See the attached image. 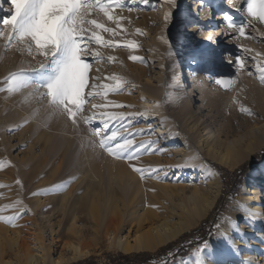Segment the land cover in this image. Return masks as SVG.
<instances>
[{"label":"rangeland","instance_id":"obj_1","mask_svg":"<svg viewBox=\"0 0 264 264\" xmlns=\"http://www.w3.org/2000/svg\"><path fill=\"white\" fill-rule=\"evenodd\" d=\"M192 1L202 3L201 7L196 8V12ZM120 3L124 5L122 8L113 9L117 18L121 19L119 28L108 21L98 8H94L90 15L85 13L86 22L82 27L83 35L88 40H91L88 30L100 31L89 22L91 20L116 29L115 36L100 33L114 47L85 42L86 55L100 53L99 57H84L92 61L85 96L89 91L98 92L95 98L87 97L84 104L85 114L93 116L91 126L83 122L73 125L66 113L57 112L43 95L46 89H40L36 95H33L35 90L31 88L9 93L8 85L4 81L11 73L38 69L39 64L46 63L47 60L37 53L34 42L31 45V55L28 53L26 49L30 38L25 42L13 40L12 46L8 47L9 41L0 37V72L4 75L3 82L1 81L4 85L0 90V216L5 217V220L0 221L1 230L3 231V227L8 228L5 230L6 234L11 235L13 229L18 228L24 236L29 237L39 228L53 227L57 230L59 224H77L78 220H73V214L80 205H91L97 196L101 208L103 203L107 202V198L100 197L104 189L107 190L109 183L115 186L120 183L118 181L122 177L119 174L112 173L117 176L115 177L105 171L107 163L118 161L125 163L130 170L133 169L131 164L146 169L144 178L131 170V177L135 176L134 179L130 177L131 180H139V184L148 187L152 184L148 181L154 179L160 186V191L165 189L173 194L156 206L160 210L167 211L172 207L179 213L184 206H190L191 209L184 212V221L178 225L192 223L216 190L219 189V196L224 193V200L217 209L218 221L214 224L216 229L213 237L216 233L219 237L214 241L212 237L206 241L207 245L204 242L191 249L186 257L176 258L172 264H181V261L184 264H251L252 261L254 264H264V177L261 181L257 180L264 175L263 172L257 171L264 160L249 172H253L255 181L248 177L249 173L243 177L242 186L235 198L229 192L231 181L224 183L210 165L213 162L232 172L259 154L264 145L244 159V162L238 161V157L244 153L245 147L238 154L222 160L226 164H232L231 167L227 168L226 164L218 162L216 154H220V151L212 144L209 145L208 138L211 133L217 137L219 130L224 134L229 130V125L217 118L216 112L210 109L207 110L209 114L206 111L202 113L201 118L208 130L198 131L197 128L202 123L194 126L195 119L191 117L182 96L185 89L175 85L176 73L179 74L187 60H191L196 63L195 71L206 96L216 93L219 88L221 92L224 90V93L227 90L224 101L233 103L229 107H235L242 103L245 105V102L249 101L242 96L251 90L254 91L253 102L260 103L261 96H264V83L260 80L257 67L264 65V23L248 15L244 0H236L233 9L229 11L237 24L249 22L245 27L248 35L243 37L239 36L236 28L227 29L225 26L222 28L220 24H217V27L210 24L219 13L218 8L222 0H174L173 3L169 0H120ZM185 5L188 6L190 14V19L186 22L183 20ZM11 11L8 0H0V29H3L6 35L12 34L11 28L3 25L2 19ZM186 27H191L193 31L188 32ZM208 33H211L212 41L208 40L209 36L204 37ZM129 43H134L137 47H126ZM186 45L191 46L186 49L189 57L184 55ZM131 55H136L138 59L130 60ZM236 56L247 60L248 63L236 68L234 63L228 62L230 57L234 59ZM109 58L114 59L110 61ZM48 59H51L50 53ZM238 69H243V79L239 86L226 89V86L215 82L216 78H227ZM39 78L36 77L37 80ZM117 82L121 84V88L106 96V88L98 87L104 84L115 87ZM199 97H193L190 109H200L203 112L206 108L198 101ZM114 103L125 107L113 108L111 105ZM93 105L97 107L94 108ZM105 105L108 106L107 109ZM10 106L12 109H8ZM10 110L13 111L12 114L8 113ZM106 110L133 114L124 122L130 126L124 135L133 138L134 144L142 146L133 161L109 155L99 147L100 137L93 136L92 129L101 126L99 117L105 116ZM231 139L235 138L226 140L223 137L221 141L227 143ZM178 147L185 150L178 151ZM187 148V156H191L202 168L212 170L211 175L205 172L203 177L206 176L200 179L197 169L194 170L193 166H185L180 162L179 158L187 152ZM86 162L90 163V171L95 163L102 165L105 168L102 175L91 178ZM146 175L150 177L145 178ZM47 185L76 189L65 198L63 216L46 212L54 200L60 201L56 199L64 192L38 190ZM239 196L241 200L236 202ZM34 208L35 210H32ZM152 210L155 211L153 208ZM156 213L162 214L159 211ZM210 214L211 211L182 235L195 230L204 220L206 226L213 224L214 216L211 217ZM11 215L17 217L15 226L6 222L7 217ZM235 242H238V245H235ZM224 244L225 252L218 253V249ZM116 254L122 253L103 248L81 261L92 258V264H107V256Z\"/></svg>","mask_w":264,"mask_h":264},{"label":"bare ground","instance_id":"obj_2","mask_svg":"<svg viewBox=\"0 0 264 264\" xmlns=\"http://www.w3.org/2000/svg\"><path fill=\"white\" fill-rule=\"evenodd\" d=\"M235 1L236 0H222L216 18L212 20L210 17L212 20L210 24H215L216 27L217 24H220L222 28H224L225 22L223 16L225 14L230 16L229 11L233 9ZM192 4L195 7V12L196 8L202 6L200 1H192ZM188 11V6L185 5L183 11L184 22L190 19ZM186 28L188 32L193 31L191 27ZM216 35L217 34H215V36ZM208 36H212L211 33L204 35V37ZM190 47L191 46L186 45L184 50ZM184 55L189 57L190 54L186 50ZM195 68L196 63L187 60V64L179 74L176 73L177 75L175 78V85L185 89V92H182V96L185 98V105L188 107L191 117L195 119V122H193L194 126H197L198 123H202V115L206 113L207 110L213 109L212 111L216 112L218 115L217 118H220L226 125H229V130H225L226 132L224 134L219 130L217 137L216 135L213 136L211 133L208 138L209 145L212 144L216 150L220 151V154H216V157H218L216 158L218 159L217 161L226 164L222 161L223 159L228 158L230 155L238 154V152L245 147L246 149L243 150L244 153L238 157V161L244 162V159L259 151L264 145V96H261L260 103H254V91L250 90L251 93L248 91L244 94L245 96H242L243 98L246 97L249 99L248 102H245V105H242L244 104L242 103L239 106L237 105L238 107H229L233 103L224 101V97H226L224 94L227 90L224 93V90L221 92L219 88L216 93L210 94L209 97L206 96V92L202 87L200 79H198ZM242 70L243 69H238L229 76L231 80L227 84L226 89H232L241 84L243 79ZM9 72H7V75ZM3 76L2 72H0V90L4 85L2 84ZM23 93L25 94V92ZM24 94H22V98ZM197 95L200 96L198 101H201L202 104H204L203 108H206L203 112L200 109L199 111L198 109H190L193 97ZM239 107L240 109H238ZM10 108L12 109V106L8 109ZM243 109H247V111H243ZM8 113L12 114L13 111L10 110ZM199 115H201V117H199ZM208 117L212 118V116L209 115ZM201 126L202 128L200 129ZM207 127L208 126L202 123L197 130L204 132L208 130ZM223 137H225L226 140L228 138L235 139H231V141L224 143L221 141ZM179 148L180 147H178V151L185 150L184 148ZM186 151L187 152L183 155L184 157L181 156V158H179L180 162L184 163L185 166H193L194 170L197 169L198 172H200V179L206 176L203 177L205 172L209 175L212 174V170L202 168L197 162L193 161L191 156H187L189 151L188 148ZM89 164V162H86L87 172H89L91 178L94 179L95 175L98 177L102 175L105 169L102 165L93 163L94 166L91 167L90 171ZM231 166L232 164H226L227 168ZM127 167L125 163H120L118 161L107 163L105 170L106 174H119L122 179H120V181L116 180L120 182L119 184L117 183L116 186L113 185V183H109L107 190L104 189L105 191L100 197L107 198V202L103 203L101 208L99 207L100 199L97 196L92 200L91 205L86 206L84 203L80 205L76 211L74 208L73 220H78L77 224H59L56 227L57 230L53 227L39 228L33 232L34 234H30L29 237L24 236L18 228L13 229L11 235L6 234L5 230L8 228L5 229L3 227V231L0 228V264H70L81 261V259H85L93 255L98 249L103 248L107 251H115L124 255L152 252L158 247H162L164 244L166 245L179 238L184 232L189 230L188 228L190 226L192 227L193 224H196L200 219L209 214L219 197L218 189L215 191L212 198L206 202L203 210L196 214L192 223L189 222L190 224L178 225L185 217L184 212L191 209L190 206H184L183 212L180 211L179 213L177 209L172 207L167 211L163 209L160 210L156 206L163 200L173 196V194L165 189L164 191H160V186L157 185L154 179L148 181L152 183L149 184L148 187H145L142 183L139 184V180L137 182L131 180L132 177L133 179L135 178L134 175L131 177V170L133 169L130 170L127 169ZM257 171L263 172L264 174V162L259 166ZM114 175L112 174V176ZM116 175L115 177H117ZM149 177L150 175L145 176V178ZM248 177L255 181L253 172L249 173ZM263 177L264 175L257 180L261 181ZM59 187L60 186L47 185L45 188H39L38 190L42 192L64 191L62 195L56 199L60 201L55 202L54 200L46 209V212H54L55 215L58 213L60 216H63V209L66 207L65 198L75 192L76 189L74 188L71 190L67 186H63L62 189ZM196 189L194 190L197 191ZM240 200L241 197L239 196L236 202ZM35 208L32 210H35ZM152 208L155 211H153ZM39 210L40 209H38V211ZM156 211L162 214H158ZM218 237L219 234L216 233L213 237V241ZM213 241L211 243H213ZM235 245H238V242H235ZM225 250L226 244L218 249V253L222 254Z\"/></svg>","mask_w":264,"mask_h":264},{"label":"snow or ice","instance_id":"obj_3","mask_svg":"<svg viewBox=\"0 0 264 264\" xmlns=\"http://www.w3.org/2000/svg\"><path fill=\"white\" fill-rule=\"evenodd\" d=\"M173 3L174 0H169ZM246 11L254 20L264 23V0H244ZM12 11L2 19V24L10 26L11 35H6L3 29H0V37H4L9 41L8 47L12 46L13 40L27 43V51L31 55L32 42L40 56H44L47 62H41L38 69L32 71L20 70L11 73L4 81L8 87L7 91L17 92L24 89H34L33 95L39 93L40 89H46L43 93L50 104L57 112L66 113L73 125H79L81 122L92 125L93 116L85 114L84 104L87 97L95 98L98 94L96 91L88 92L85 96V88L89 86V69L91 59H84L86 56L99 57V52L87 54L85 42H94L97 46L114 47L112 43L105 40L100 34L110 33L116 35V29L108 28L97 20L89 21L97 30L92 32L88 30L91 40L83 35V25L86 22L85 13L90 15L94 8H98L104 14L108 21L114 23L117 28L121 26V19L117 18L113 9L122 8L124 5L120 0H8ZM240 10V9H239ZM167 20V17H165ZM224 26L227 29L236 28L239 36L248 35L245 27L248 21L237 24L234 19L225 14L223 16ZM209 41L213 37L209 36ZM128 48H136L137 45L129 43ZM19 50V49H18ZM49 53L51 59L49 60ZM130 60L136 61L138 57L131 55ZM110 61L114 58H109ZM229 63H234L236 68L244 66L247 60H242L240 56L234 59L229 58ZM254 62V60H253ZM260 80L264 83V65L257 67ZM251 74V72H250ZM36 77H40L39 80ZM231 78H216L215 82L221 86H227ZM93 85H91L92 89ZM98 87H104L105 96L110 92H115L121 88V84L117 82L115 87L104 84ZM93 107H97L93 105ZM107 109V105L104 106ZM113 108L125 107L122 104L114 103ZM247 111V109H243ZM133 114H125L123 112H105V116L99 117L101 126L93 127V136H99V147L105 150L109 155L117 158H126L130 162L133 161L142 147L134 144L133 138L125 136L124 132L128 130L129 125L125 124L128 116ZM115 122V124H113ZM117 124H123V127H117ZM110 125H112L110 127ZM139 134V133H137ZM133 170L143 177L146 169L130 165ZM20 183V181H17ZM5 217L0 216V221ZM16 216H9L6 222L15 226ZM207 245V242H205ZM181 264H184L181 261ZM254 264V261L251 262Z\"/></svg>","mask_w":264,"mask_h":264},{"label":"trees","instance_id":"obj_4","mask_svg":"<svg viewBox=\"0 0 264 264\" xmlns=\"http://www.w3.org/2000/svg\"><path fill=\"white\" fill-rule=\"evenodd\" d=\"M264 160V148L259 154L254 155L250 160L244 162L240 167L234 169L232 172L225 168H221L215 163L211 162V167L214 168L224 183H230V190L232 197L237 196V191L241 188L244 176L249 173L254 166L261 164ZM224 193L222 192L212 207L210 216L213 217V224L206 226V221H202L195 229L186 233L175 242H170L164 245L157 251L145 253H130L129 255L116 254L114 256L108 255L107 264H172L176 258L186 257L191 249L200 246L202 243L209 241L213 237L215 231L214 224L218 221L217 209L224 200ZM94 259L89 258L74 264H92Z\"/></svg>","mask_w":264,"mask_h":264}]
</instances>
